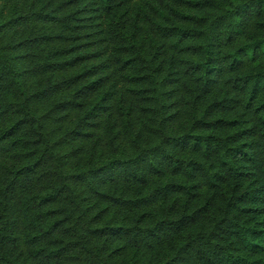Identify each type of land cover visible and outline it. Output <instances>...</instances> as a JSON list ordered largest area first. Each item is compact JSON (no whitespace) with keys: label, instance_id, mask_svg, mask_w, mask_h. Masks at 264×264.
<instances>
[{"label":"trees","instance_id":"obj_1","mask_svg":"<svg viewBox=\"0 0 264 264\" xmlns=\"http://www.w3.org/2000/svg\"><path fill=\"white\" fill-rule=\"evenodd\" d=\"M0 2V264H264V0Z\"/></svg>","mask_w":264,"mask_h":264},{"label":"rangeland","instance_id":"obj_2","mask_svg":"<svg viewBox=\"0 0 264 264\" xmlns=\"http://www.w3.org/2000/svg\"><path fill=\"white\" fill-rule=\"evenodd\" d=\"M6 15H7V8L5 6H2L1 2H0V19L4 18ZM6 27H7V30L3 33V40L6 41V43H8L9 41L11 43L18 41V36L22 31L27 32L28 30H30V27L28 25L24 26V27H22L20 25H16V26L12 27L11 24H9V25H6ZM49 27H53V26L49 25ZM54 28L55 27H53V29ZM93 48L97 49L96 46H93ZM101 49H103V48H101ZM40 105H41V107L46 108L48 106V101L42 100V101H40ZM0 161L5 163V165L8 167L14 166V165L18 164V162H19L18 156L14 151H10L7 153L6 152L1 153L0 154ZM20 248L23 250V253L25 255H27V249L28 248L26 247V245H22V246H20ZM142 257L145 259H148V260H152L154 257V253L146 252V253L142 254Z\"/></svg>","mask_w":264,"mask_h":264}]
</instances>
